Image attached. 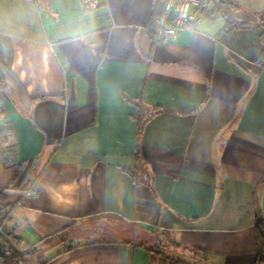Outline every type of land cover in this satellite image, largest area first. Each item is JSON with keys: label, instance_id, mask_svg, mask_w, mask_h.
<instances>
[{"label": "crops", "instance_id": "0c3cea01", "mask_svg": "<svg viewBox=\"0 0 264 264\" xmlns=\"http://www.w3.org/2000/svg\"><path fill=\"white\" fill-rule=\"evenodd\" d=\"M231 1L248 25L211 15L161 42L159 0H0L10 247L60 232L35 247L46 264H255L264 0Z\"/></svg>", "mask_w": 264, "mask_h": 264}, {"label": "trees", "instance_id": "16d2710c", "mask_svg": "<svg viewBox=\"0 0 264 264\" xmlns=\"http://www.w3.org/2000/svg\"><path fill=\"white\" fill-rule=\"evenodd\" d=\"M165 1L166 0H159L160 6H159V9L155 13L156 15L161 14ZM228 7L237 9L238 5L231 0H212V7L210 11L212 12L213 17L219 16V17L224 18L225 20L224 22L225 30L224 31H229L234 28L244 27L248 25V22L236 21L231 16H229L226 12V9ZM261 18L264 19V11L261 13ZM154 26H155V22L153 21L152 27L149 29V33L151 35H153L155 31ZM262 35H263V32H262ZM262 56L264 58V44H263ZM17 85H19V80L17 79V77L12 73V71L4 63L0 61V86H6L9 89L10 93L13 94V97H16L20 100L16 92ZM11 152H13V149L10 150V153ZM21 167H22V162H20L17 165L14 176L12 177L10 181V184H14L15 181L17 180L18 174L21 171ZM10 184L7 186V188L10 187ZM16 201H17V198L15 200L5 202V194L0 193V207L1 208H6L9 205H14ZM255 230H256L257 240L259 243V252L257 254L255 264H264V218L260 215H256ZM59 233L60 232L54 233L51 236H47V237H44L36 241L33 244V250H31V252H29L28 254L21 253L15 248L10 247L11 252L9 256L5 259V263L6 264H24L30 255L36 253L35 247L39 243H42L44 240H47V239H53L57 237ZM49 259L50 258H44V257L39 256V259L37 263L35 264H46Z\"/></svg>", "mask_w": 264, "mask_h": 264}, {"label": "built area", "instance_id": "2783aa9c", "mask_svg": "<svg viewBox=\"0 0 264 264\" xmlns=\"http://www.w3.org/2000/svg\"><path fill=\"white\" fill-rule=\"evenodd\" d=\"M86 10L104 4L105 0H80ZM212 0H166L160 15L155 17V32L161 42L170 41L180 28L190 26L202 17L211 16ZM32 188L25 195L32 194ZM20 202H17L19 204ZM11 214L10 208L0 207V264H4L11 248L5 239L4 226Z\"/></svg>", "mask_w": 264, "mask_h": 264}, {"label": "rangeland", "instance_id": "374dc122", "mask_svg": "<svg viewBox=\"0 0 264 264\" xmlns=\"http://www.w3.org/2000/svg\"><path fill=\"white\" fill-rule=\"evenodd\" d=\"M245 12L240 13V14H236V13H232L231 16L234 20L239 21V20H249V19H253V15L251 14L250 10H244ZM245 13V14H244ZM222 19V18H221ZM149 244H151L150 242H148ZM42 254V252H36L35 254L30 255L27 260L25 261L24 264H35L37 263L39 256Z\"/></svg>", "mask_w": 264, "mask_h": 264}]
</instances>
